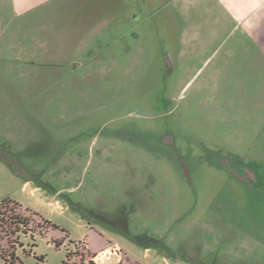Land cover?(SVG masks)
<instances>
[{
	"label": "rangeland",
	"instance_id": "obj_1",
	"mask_svg": "<svg viewBox=\"0 0 264 264\" xmlns=\"http://www.w3.org/2000/svg\"><path fill=\"white\" fill-rule=\"evenodd\" d=\"M166 9L0 0V204L33 220L0 231L14 264H96L116 244L111 264H264V49L242 30L187 48Z\"/></svg>",
	"mask_w": 264,
	"mask_h": 264
},
{
	"label": "crops",
	"instance_id": "obj_2",
	"mask_svg": "<svg viewBox=\"0 0 264 264\" xmlns=\"http://www.w3.org/2000/svg\"><path fill=\"white\" fill-rule=\"evenodd\" d=\"M162 1L156 0L157 3ZM166 4V18L178 27L177 34L184 38L187 48L193 46L197 48L194 50L212 51L214 55L226 42L217 45V40L242 30L249 38H255L256 45L264 49V0H166ZM154 12H159V9ZM213 55L205 61L204 66L214 58ZM28 186L30 182L25 184V187ZM40 191L39 187H35L31 194L36 195ZM48 205L62 208L58 200Z\"/></svg>",
	"mask_w": 264,
	"mask_h": 264
},
{
	"label": "trees",
	"instance_id": "obj_3",
	"mask_svg": "<svg viewBox=\"0 0 264 264\" xmlns=\"http://www.w3.org/2000/svg\"><path fill=\"white\" fill-rule=\"evenodd\" d=\"M21 208L25 210L26 212L31 211L28 207L23 206L22 204L13 201L11 199H6L0 204V231L8 229V231L12 228V226H15V230L12 232V234H17L20 232H23L20 230V227H23L28 229L31 227L33 220L26 219L25 217L20 216L19 214L15 213L13 209ZM32 215L34 216H39V214L31 212ZM42 222L50 228L58 229L57 226L53 225L50 221L45 220L42 218ZM10 228V229H9ZM26 231V230H25ZM64 232V231H63ZM24 234H28V232H23ZM41 237H43L44 233H39ZM85 241V240H84ZM73 243V242H71ZM62 243L56 244L55 249H59L61 247ZM3 256L2 253H0V258L5 259V261L8 264H14L15 261H18L19 258L17 257L15 251L10 252L9 255ZM70 258V253H67L66 255V260L63 262V264H68L67 262L69 261ZM94 256H91L89 259H93ZM41 262L44 261V257H41L39 259Z\"/></svg>",
	"mask_w": 264,
	"mask_h": 264
},
{
	"label": "flooded vegetation",
	"instance_id": "obj_4",
	"mask_svg": "<svg viewBox=\"0 0 264 264\" xmlns=\"http://www.w3.org/2000/svg\"><path fill=\"white\" fill-rule=\"evenodd\" d=\"M166 79H170V75L169 73L167 74V76H165ZM165 96V95H163ZM166 97V96H165ZM162 102V103H159V102ZM160 107H163V108H167V104L165 103V98L164 97H159V94L157 95V97L155 98L154 102L152 103V107H153V111L156 112V113H159L162 111ZM162 142L164 143V145L168 146V147H171L172 149H174L175 151H177V148L175 147L174 143H175V135L173 133V131L169 128H167V132L166 134L163 136V138H161ZM219 160H220V163L221 166H226V167H229L232 171H233V174L235 176L238 177V179H241L242 181H249L251 178H254V176L252 175L251 172H249L245 167H243L242 171L239 169H235L234 168V165H230V162L227 160L226 157H223V156H218ZM58 164V163H56ZM256 179V178H254Z\"/></svg>",
	"mask_w": 264,
	"mask_h": 264
},
{
	"label": "built area",
	"instance_id": "obj_5",
	"mask_svg": "<svg viewBox=\"0 0 264 264\" xmlns=\"http://www.w3.org/2000/svg\"><path fill=\"white\" fill-rule=\"evenodd\" d=\"M122 254V249L115 245L110 249L98 253L93 260L96 264H111L113 260L121 262Z\"/></svg>",
	"mask_w": 264,
	"mask_h": 264
},
{
	"label": "water",
	"instance_id": "obj_6",
	"mask_svg": "<svg viewBox=\"0 0 264 264\" xmlns=\"http://www.w3.org/2000/svg\"><path fill=\"white\" fill-rule=\"evenodd\" d=\"M183 168H184V170L186 172V175L189 177L190 176V172H189V170L187 169V167H186V165L184 163H183Z\"/></svg>",
	"mask_w": 264,
	"mask_h": 264
}]
</instances>
